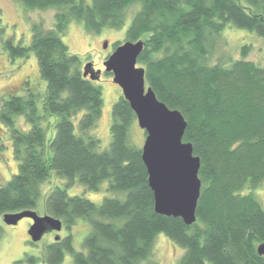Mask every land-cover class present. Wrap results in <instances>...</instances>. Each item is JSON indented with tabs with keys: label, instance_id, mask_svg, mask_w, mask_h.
I'll use <instances>...</instances> for the list:
<instances>
[{
	"label": "trees",
	"instance_id": "obj_1",
	"mask_svg": "<svg viewBox=\"0 0 264 264\" xmlns=\"http://www.w3.org/2000/svg\"><path fill=\"white\" fill-rule=\"evenodd\" d=\"M15 1L27 11L56 12L54 28L32 24L29 45L4 43L12 61L33 53L47 86L42 112L32 93L3 103L0 120L18 172L0 187V216L35 211L52 172L89 192L107 183L108 193L98 204L54 188L45 215L61 220L67 235L47 244L42 258L27 255L22 263L62 264L70 254L75 264H153L155 240L163 233L184 250L178 264H264L257 251L264 243V207L247 193L264 183V65L209 62L227 26L264 37V0ZM129 17L126 41L145 43L138 66L147 86L182 113L184 141L201 159V195L191 226L155 211L142 148L131 140L137 117L123 95L112 109L109 147L101 151V140L90 133L102 117L103 90L97 79L84 77L79 56L62 37L73 22L100 34L122 29ZM17 116H25L29 130L16 125ZM79 219L91 227L80 251L72 235Z\"/></svg>",
	"mask_w": 264,
	"mask_h": 264
},
{
	"label": "rangeland",
	"instance_id": "obj_2",
	"mask_svg": "<svg viewBox=\"0 0 264 264\" xmlns=\"http://www.w3.org/2000/svg\"><path fill=\"white\" fill-rule=\"evenodd\" d=\"M88 4L91 0H85ZM245 5L244 1H241ZM135 9L129 11L133 15ZM55 9L47 11H27L15 0H0V112L5 100L11 96L25 97L30 93L34 94L42 112V101L46 93V82L39 74L36 56L32 53L28 58L12 61L4 49V43L13 39L16 44L29 45L32 40V24L43 22L45 28H54ZM132 17L127 19L126 25L119 30L104 29L100 34H90L85 31L80 23L73 22L69 25L63 35V41L69 47L72 54L78 55L82 71L88 65L97 72V84L102 87L104 106L102 117L97 127L90 133L101 140L100 150H106L111 142L110 127L111 115L114 104L122 95L121 88L113 82V75H107L104 63L109 55L115 50L114 45L119 42H126V31L130 26ZM108 43L107 48L104 47ZM232 60L246 59L258 65H264V37L256 33L240 29L234 26H227L216 40L215 51L209 57L210 64L227 63ZM16 125L29 130L25 116L16 117ZM49 138L54 136V131L49 132ZM146 135L136 120L132 131L131 140L134 144L144 145ZM18 172V163L13 156L12 142L9 131L0 120V187L9 181ZM66 179L57 176L52 172L50 178L42 185L35 212L44 216L46 213V198L56 187L66 188L69 195H83L95 203H102L108 195L105 183L100 191L89 192L79 182L67 186ZM254 196L264 207V183L252 191ZM33 221L29 218L22 219L17 225H8L0 216V264H26L22 260L27 255L42 258L45 246L53 242L57 236H66L65 228L61 232H48L41 241L33 245L29 236V229ZM91 230L90 224L79 219L72 229L74 247L76 250L83 249L85 237ZM184 250L175 245L165 234L157 236L150 261L153 264H178ZM44 264V263H40ZM62 264H75L70 254L65 256ZM144 264V263H142Z\"/></svg>",
	"mask_w": 264,
	"mask_h": 264
},
{
	"label": "water",
	"instance_id": "obj_3",
	"mask_svg": "<svg viewBox=\"0 0 264 264\" xmlns=\"http://www.w3.org/2000/svg\"><path fill=\"white\" fill-rule=\"evenodd\" d=\"M108 43L104 47L107 48ZM143 40L126 41L118 46L104 63L105 71L135 112L139 127L146 133L142 159L148 173V183L154 194L155 211L167 217L181 218L187 226L197 221V207L202 182L199 178L201 159L194 154L193 145L184 141L187 122L178 110L160 101L145 79V69L138 66L144 50ZM92 66L84 68V77L96 80ZM33 221L29 229L31 242L37 243L48 232H61V220L40 216L34 210L8 213L3 216L8 225L22 219ZM60 237L57 236L56 240ZM264 256V243L257 247Z\"/></svg>",
	"mask_w": 264,
	"mask_h": 264
},
{
	"label": "flooded vegetation",
	"instance_id": "obj_4",
	"mask_svg": "<svg viewBox=\"0 0 264 264\" xmlns=\"http://www.w3.org/2000/svg\"><path fill=\"white\" fill-rule=\"evenodd\" d=\"M52 233H54V232H52Z\"/></svg>",
	"mask_w": 264,
	"mask_h": 264
}]
</instances>
